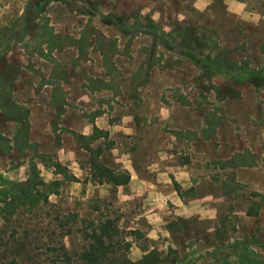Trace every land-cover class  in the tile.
I'll return each mask as SVG.
<instances>
[{
    "label": "rangeland",
    "instance_id": "1",
    "mask_svg": "<svg viewBox=\"0 0 264 264\" xmlns=\"http://www.w3.org/2000/svg\"><path fill=\"white\" fill-rule=\"evenodd\" d=\"M31 1L0 0V188L35 167L42 195L0 203V264L264 263V21L221 0Z\"/></svg>",
    "mask_w": 264,
    "mask_h": 264
},
{
    "label": "trees",
    "instance_id": "2",
    "mask_svg": "<svg viewBox=\"0 0 264 264\" xmlns=\"http://www.w3.org/2000/svg\"><path fill=\"white\" fill-rule=\"evenodd\" d=\"M52 0H32L29 2V7L27 9L28 13H33L34 15H38L42 13L44 7ZM66 1V0H61ZM103 22L106 24H121L122 20L119 17H113L112 15H104L102 16ZM249 75L251 76V82L254 85L258 86H264V76L260 77L255 74L254 71L250 72ZM100 130L98 128H94V133L90 136H87V139H93L96 137L95 132H99ZM89 166L90 169H92L93 173H98L102 179L109 182L110 184L117 186V185H124L128 181V175L121 172H115L111 168L103 165L97 160V155H95L93 152L90 153L89 158ZM42 183L38 179L37 170L35 167L30 168V174L24 184L19 185L20 187L17 188L14 185H8L6 188H0V203L5 206L7 209L8 207H11L13 210L15 207L20 206L23 203H27L29 207H34V205L37 203V201L41 197V191L37 189L35 186ZM55 183L51 182L50 187L53 186ZM3 207H0V215L5 213L7 211ZM11 212H8L9 214ZM107 228L111 229V232L114 233L117 231V228L114 226V224L110 221H104L102 230H106ZM108 239L111 240V237H108ZM104 245V244H103ZM96 247L93 245L90 246V249L85 253V256L87 259H91L96 252ZM105 254V251L103 250L101 253V257H103ZM236 255L237 263L238 264H264L263 262H258L255 260V258L249 256L248 253L243 252L242 254ZM225 264H230L228 260H225Z\"/></svg>",
    "mask_w": 264,
    "mask_h": 264
},
{
    "label": "crops",
    "instance_id": "3",
    "mask_svg": "<svg viewBox=\"0 0 264 264\" xmlns=\"http://www.w3.org/2000/svg\"><path fill=\"white\" fill-rule=\"evenodd\" d=\"M184 2H189L190 9L197 12H205L210 16L217 14V11L213 8L212 4L214 0H183ZM223 5V11L226 15H233L236 18L243 19L247 21L249 25L255 26L259 21H264V4L259 6L257 0H221ZM166 6V2L163 3ZM168 8H166L167 10ZM161 12L157 9L152 11V20L154 21V14L159 15ZM177 15H184V11H175ZM39 15V14H38ZM106 27H111L116 24H106L102 22ZM0 110V118H3ZM100 129V128H99ZM87 133V132H86ZM85 133L83 132V135ZM88 134V133H87ZM148 168L150 166H147ZM131 173V177H132ZM133 180V177H132Z\"/></svg>",
    "mask_w": 264,
    "mask_h": 264
}]
</instances>
